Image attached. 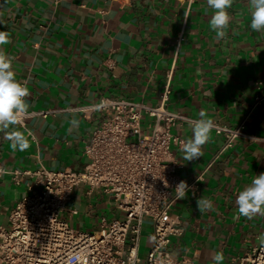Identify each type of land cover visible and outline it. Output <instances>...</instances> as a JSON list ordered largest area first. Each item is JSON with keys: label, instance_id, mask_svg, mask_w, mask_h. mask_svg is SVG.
<instances>
[{"label": "crops", "instance_id": "obj_1", "mask_svg": "<svg viewBox=\"0 0 264 264\" xmlns=\"http://www.w3.org/2000/svg\"><path fill=\"white\" fill-rule=\"evenodd\" d=\"M247 5L248 0H234L227 35L217 40L207 0H0V31L12 40L4 50L13 58L16 78L28 80L29 111H49L14 126L28 143L23 151L14 150L6 138L12 129L0 132V165L10 170L83 169L89 162L86 144L107 113L81 107L104 97L158 105L173 69L171 110L193 120L203 111L226 127L243 122L247 136L227 145L226 134L214 128L203 156L192 161L182 158V145L173 146L180 177L202 178L171 209L185 227L181 237L173 238L172 251L194 264H213L219 252L223 264H230L232 257L260 245L264 215L249 220L238 214L235 203L254 176L264 173V99L256 101L257 82L264 81V35L250 28ZM73 115L76 128L70 124ZM193 120L174 127L184 142L193 135ZM151 122L144 119L145 131ZM30 185L39 188L31 175L21 184L11 173L0 175V226L8 225L10 210ZM201 196L212 201L211 210L198 211ZM90 205L66 217L98 230L99 216L95 221ZM121 216L113 209L108 220ZM151 232L146 218V245Z\"/></svg>", "mask_w": 264, "mask_h": 264}, {"label": "built area", "instance_id": "obj_2", "mask_svg": "<svg viewBox=\"0 0 264 264\" xmlns=\"http://www.w3.org/2000/svg\"><path fill=\"white\" fill-rule=\"evenodd\" d=\"M182 40L180 35L178 48ZM166 76L158 105L126 98L101 99L106 102L103 110L107 116L86 144L89 162L83 169L10 170L0 165V175L11 173L16 184L31 175L39 187L30 185V192L10 210L8 225L0 226V264H66L68 257L77 253L81 257L78 264H142L146 218L152 222V244L144 264H194L190 257L172 251L173 238L181 237L185 227L181 218L171 213L177 200L176 187L185 181L173 152V146L182 145L184 139L174 127L193 119L168 107L173 69ZM257 87L258 102L264 99V81L259 80ZM97 103L81 108L94 109ZM48 112L31 110L19 122L25 124L28 117ZM146 117L152 121L148 131L143 128ZM243 126L242 122L237 127L215 124L214 128L226 134L230 145L236 137L247 136ZM201 178L185 181L188 190ZM82 185L89 197L97 193L112 198L123 216L109 221L106 214L100 215L101 227L94 231L73 227L66 214H79V207L70 202ZM230 264H264V246L255 245L232 257Z\"/></svg>", "mask_w": 264, "mask_h": 264}, {"label": "clouds", "instance_id": "obj_3", "mask_svg": "<svg viewBox=\"0 0 264 264\" xmlns=\"http://www.w3.org/2000/svg\"><path fill=\"white\" fill-rule=\"evenodd\" d=\"M233 4L234 0H207V6L212 10L210 29L215 33L217 40L224 39L227 35L232 21L229 10ZM247 6L251 16L250 28L264 35V0H248ZM11 43L10 35L6 31H0V132H8L9 129H12L6 138L12 142L14 150L23 151L28 147V143L24 134L15 130L14 126L22 117L29 114L31 106L25 99L29 96L28 81L22 82L16 79L13 58L7 55L4 50V46ZM105 106L104 100L94 105L97 111L102 110ZM70 124L72 128L79 126L75 115H73ZM214 127V120L201 111L199 118L191 123L192 137L182 143L181 151L184 160L192 161L203 156V146L210 141ZM176 189L177 199H183L189 186L185 181H181ZM196 203L199 212L213 208L212 201L203 196ZM235 203L238 214L249 220L257 215H264V173L254 176L248 186L238 193ZM259 241L264 246V234L260 235ZM80 259L78 253L70 255L66 264H78ZM224 260L225 257L219 252L212 257L213 264H223Z\"/></svg>", "mask_w": 264, "mask_h": 264}, {"label": "rangeland", "instance_id": "obj_4", "mask_svg": "<svg viewBox=\"0 0 264 264\" xmlns=\"http://www.w3.org/2000/svg\"><path fill=\"white\" fill-rule=\"evenodd\" d=\"M83 188V185L81 186V189ZM84 190H76L73 195V199L78 201V207L82 211H86L88 209L90 203H92L95 206L94 209V214H95V221H98V216L102 214H106L109 218L111 217L112 210L115 209L116 207V202L112 199L109 198L107 195H104L103 197L97 193H94L92 197H88L85 193H83ZM77 196H80L79 198ZM81 203V204H80ZM83 212V213H84ZM72 226L75 227L76 229L79 230H84V231H94L95 227L93 225L90 226H85V227H80L78 225L77 218L75 221L72 220L71 222ZM151 241L146 245L143 241L141 243V257L143 259V263L146 261V256H147V251L151 245Z\"/></svg>", "mask_w": 264, "mask_h": 264}]
</instances>
